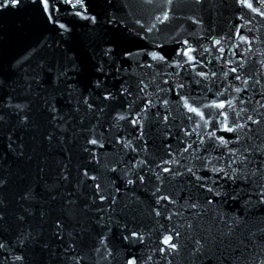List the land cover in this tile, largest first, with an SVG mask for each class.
Returning <instances> with one entry per match:
<instances>
[{
  "label": "water",
  "instance_id": "water-1",
  "mask_svg": "<svg viewBox=\"0 0 264 264\" xmlns=\"http://www.w3.org/2000/svg\"><path fill=\"white\" fill-rule=\"evenodd\" d=\"M0 264H264V0H0Z\"/></svg>",
  "mask_w": 264,
  "mask_h": 264
},
{
  "label": "snow or ice",
  "instance_id": "snow-or-ice-1",
  "mask_svg": "<svg viewBox=\"0 0 264 264\" xmlns=\"http://www.w3.org/2000/svg\"><path fill=\"white\" fill-rule=\"evenodd\" d=\"M12 2H13V3H17L18 0H12ZM170 239H171V238L169 237L168 239H166V240L164 241V243H166V244L169 243ZM172 247H175V245H172Z\"/></svg>",
  "mask_w": 264,
  "mask_h": 264
}]
</instances>
